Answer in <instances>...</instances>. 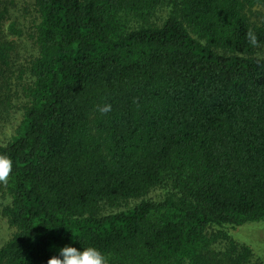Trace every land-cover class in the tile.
Here are the masks:
<instances>
[{
	"label": "trees",
	"instance_id": "16d2710c",
	"mask_svg": "<svg viewBox=\"0 0 264 264\" xmlns=\"http://www.w3.org/2000/svg\"><path fill=\"white\" fill-rule=\"evenodd\" d=\"M263 4L32 0L30 32L0 0V126L23 103L0 143L15 230L0 264H47L66 244L107 264H261L226 228L264 221ZM158 186L163 200L143 199Z\"/></svg>",
	"mask_w": 264,
	"mask_h": 264
},
{
	"label": "rangeland",
	"instance_id": "374dc122",
	"mask_svg": "<svg viewBox=\"0 0 264 264\" xmlns=\"http://www.w3.org/2000/svg\"><path fill=\"white\" fill-rule=\"evenodd\" d=\"M13 2L14 8L13 12L14 14H20L21 18L23 20L24 17H26V20L24 21V24L27 25V30L32 32V23L35 18V12L33 10L32 6V0H9ZM28 7V9H27ZM27 9V10H26ZM161 13V12H160ZM160 15V14H159ZM161 16V15H160ZM264 19V4L257 6L253 9V15L252 20L253 21H259ZM30 29V30H29ZM17 60L15 61L14 65V75L19 77V68H23V66L20 67L22 63H24V60L28 58L31 54H33L34 49H32L33 44L32 41H30L28 38L24 37L22 39L17 40ZM264 55V52H263ZM13 75V76H14ZM26 80L21 79V81L13 80V86L16 87V97L19 95H23L21 88L23 82ZM20 85L19 88L17 85ZM19 90V91H18ZM17 106L11 113L9 120L6 121L4 124L0 126V143L4 144L7 143L8 140L11 138V136L14 134V131L17 127V125L20 122L21 115H22V102L16 101ZM4 182L0 181V210H2L3 206L7 205L10 202V197L8 194L5 193V190L3 188ZM170 189L163 186H158L155 189H153L146 197L143 199H151L155 201H161L163 200L168 194ZM141 199H132L127 201H121L119 204L110 205L107 203H104L101 205L100 213L101 214H108L111 212H117L121 210H126L128 208H131L135 206L137 203H139ZM14 228L11 227L7 221V219L0 213V248L9 240V238L14 233ZM226 231L238 242L243 243L247 246H249L253 252V260L255 262H261V264H264V221L257 222V223H249L245 224L240 227H227Z\"/></svg>",
	"mask_w": 264,
	"mask_h": 264
},
{
	"label": "clouds",
	"instance_id": "9594fccd",
	"mask_svg": "<svg viewBox=\"0 0 264 264\" xmlns=\"http://www.w3.org/2000/svg\"><path fill=\"white\" fill-rule=\"evenodd\" d=\"M10 168V161L6 157H0V181L6 180ZM47 264H107V260L105 255L94 246L77 248L66 244L48 258Z\"/></svg>",
	"mask_w": 264,
	"mask_h": 264
}]
</instances>
